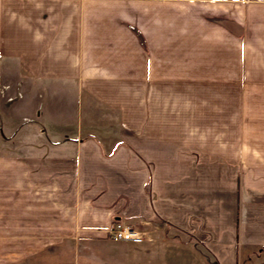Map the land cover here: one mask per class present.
Listing matches in <instances>:
<instances>
[{
	"label": "crops",
	"instance_id": "crops-1",
	"mask_svg": "<svg viewBox=\"0 0 264 264\" xmlns=\"http://www.w3.org/2000/svg\"><path fill=\"white\" fill-rule=\"evenodd\" d=\"M3 76L0 264H264V0H0Z\"/></svg>",
	"mask_w": 264,
	"mask_h": 264
},
{
	"label": "built area",
	"instance_id": "built-area-1",
	"mask_svg": "<svg viewBox=\"0 0 264 264\" xmlns=\"http://www.w3.org/2000/svg\"><path fill=\"white\" fill-rule=\"evenodd\" d=\"M108 237L115 240L143 241L151 237V230H141L118 220L113 221L108 228Z\"/></svg>",
	"mask_w": 264,
	"mask_h": 264
},
{
	"label": "rangeland",
	"instance_id": "rangeland-1",
	"mask_svg": "<svg viewBox=\"0 0 264 264\" xmlns=\"http://www.w3.org/2000/svg\"><path fill=\"white\" fill-rule=\"evenodd\" d=\"M4 82H5V77L2 79L0 78V95H1L2 99H5L7 94L10 93L9 89L8 90L5 89V92H4V86H6V85H4L5 84Z\"/></svg>",
	"mask_w": 264,
	"mask_h": 264
}]
</instances>
